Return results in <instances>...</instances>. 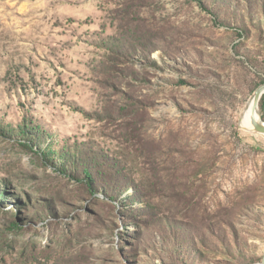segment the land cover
<instances>
[{"label":"rangeland","instance_id":"obj_1","mask_svg":"<svg viewBox=\"0 0 264 264\" xmlns=\"http://www.w3.org/2000/svg\"><path fill=\"white\" fill-rule=\"evenodd\" d=\"M258 4L0 0V264L262 261Z\"/></svg>","mask_w":264,"mask_h":264},{"label":"bare ground","instance_id":"obj_2","mask_svg":"<svg viewBox=\"0 0 264 264\" xmlns=\"http://www.w3.org/2000/svg\"><path fill=\"white\" fill-rule=\"evenodd\" d=\"M258 97L257 94H253L252 98L250 99L248 106L245 110V117H244V130L246 131H250V132H254L257 131L256 129V122H258L260 120V114L258 115V117L256 116V108H255V112H254V101L256 100V98ZM260 101V98H259ZM251 107V108H250ZM253 108V109H252ZM256 264H264V261H261L259 263Z\"/></svg>","mask_w":264,"mask_h":264},{"label":"trees","instance_id":"obj_3","mask_svg":"<svg viewBox=\"0 0 264 264\" xmlns=\"http://www.w3.org/2000/svg\"><path fill=\"white\" fill-rule=\"evenodd\" d=\"M203 5V7L204 8H206L209 12H211L212 13V10L209 8V7H207L206 5H204V4H202ZM253 7V6H252ZM257 7H259V10L261 11V12H263L264 13V0H261V5L260 4H258V6ZM222 24H224L222 21H220ZM262 83H264V81L262 82ZM261 83V84H262ZM259 105H260V109H261V111H262V113H263V116H264V94H263V96L261 97V99H260V101H259ZM23 127L20 129V133L22 134V137H23V139L25 138V139H30V137H28V130H27V125H22ZM11 132H13V130H11ZM11 135L12 133H8V135ZM24 146H27L28 148H30V146L29 145H24ZM83 172H85V174H86V177L85 178H87V180H91V181H93V177L91 176V172L89 171V169L88 168H86L85 169V171H84V169H83ZM15 224H16V222H15ZM164 233H166L165 231H163L162 232V236H166V235H164ZM168 233V232H167Z\"/></svg>","mask_w":264,"mask_h":264},{"label":"water","instance_id":"obj_4","mask_svg":"<svg viewBox=\"0 0 264 264\" xmlns=\"http://www.w3.org/2000/svg\"><path fill=\"white\" fill-rule=\"evenodd\" d=\"M255 94H257L259 96V98L261 99V97L264 94V83L260 84L257 89L255 90ZM259 114H260V120L258 122H256V129L259 132L264 133V118H263V114L261 112V109H259ZM262 261H264V256Z\"/></svg>","mask_w":264,"mask_h":264}]
</instances>
